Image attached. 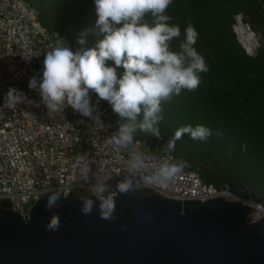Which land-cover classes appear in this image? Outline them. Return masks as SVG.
Here are the masks:
<instances>
[{
  "label": "built area",
  "instance_id": "obj_1",
  "mask_svg": "<svg viewBox=\"0 0 264 264\" xmlns=\"http://www.w3.org/2000/svg\"><path fill=\"white\" fill-rule=\"evenodd\" d=\"M38 16L30 2L0 0V207L6 200L8 209L26 219L45 192L80 198L83 192L94 195V185L105 183L117 195L116 185L129 176L127 161L135 151L144 156L146 166L132 177L140 186L129 193L145 190L201 203L222 197L246 206L249 222L264 221V204L240 197L227 183L204 182L196 170L183 166L173 182L153 183L150 178L162 165L179 164L175 154L165 144L157 151L151 145L143 150L137 136L129 149L109 143L119 117L95 93L90 92L92 117L71 107L50 117L38 89H30L29 82L42 77L46 52L60 36L44 27ZM9 89L22 93L25 101L8 102ZM261 230L264 233V226Z\"/></svg>",
  "mask_w": 264,
  "mask_h": 264
},
{
  "label": "clouds",
  "instance_id": "obj_2",
  "mask_svg": "<svg viewBox=\"0 0 264 264\" xmlns=\"http://www.w3.org/2000/svg\"><path fill=\"white\" fill-rule=\"evenodd\" d=\"M172 0H95L96 26L103 39L95 47H81L75 52L57 39L46 52L42 77H33L29 88L39 91L41 101L51 117L71 107L84 117H92L90 92L98 100L107 101L118 115L117 130L109 143L117 149H129L137 131L160 137L158 125L163 121L162 103H170L182 90L195 91L201 84V73L209 67L197 52L198 33L188 25L179 51L170 49L171 42L181 37L179 25H170L166 11ZM150 14V18H149ZM87 30L80 33L77 43L86 44ZM237 37V36H236ZM248 53V52H247ZM112 61L114 66H108ZM123 68L118 74L117 69ZM26 97L9 89L7 101L23 103ZM185 134L193 140L205 141L212 133L203 125H184L177 130L169 147ZM129 176L117 183L116 191L124 194L140 186L132 179L145 168V158L133 151L127 161ZM183 167L164 164L150 178L165 185L174 181ZM94 197H80V212L87 216L97 207L100 219L115 221V199L108 184L94 185ZM61 195L53 192L45 211L59 206ZM50 232L60 228L58 213L44 225ZM126 226L122 228L125 230Z\"/></svg>",
  "mask_w": 264,
  "mask_h": 264
},
{
  "label": "water",
  "instance_id": "obj_3",
  "mask_svg": "<svg viewBox=\"0 0 264 264\" xmlns=\"http://www.w3.org/2000/svg\"><path fill=\"white\" fill-rule=\"evenodd\" d=\"M53 192L61 195L59 206L45 211ZM113 197L115 221L100 219L98 201L83 215L79 198L60 191L43 193L26 219L0 207V264H264V221L249 222L238 202ZM54 213L60 228L50 232L44 225Z\"/></svg>",
  "mask_w": 264,
  "mask_h": 264
},
{
  "label": "trees",
  "instance_id": "obj_4",
  "mask_svg": "<svg viewBox=\"0 0 264 264\" xmlns=\"http://www.w3.org/2000/svg\"><path fill=\"white\" fill-rule=\"evenodd\" d=\"M25 1L38 9L41 24L56 30L74 52L81 47H95L103 39L96 26L95 0ZM166 14L171 17L169 24L179 25L181 30V37L171 42L170 49L179 51L184 30L188 25L194 26L198 33L194 47L204 57L209 71L200 74L202 82L195 91L182 90L170 103H162L164 118L158 125L161 138L140 131L136 134L152 143L169 146V141L184 125L209 128L212 134L205 141L193 140L185 134L175 140L170 150L178 163L198 171L204 182L216 186L227 183L237 194L241 191L237 186L223 182L222 174L194 158L209 152L212 148L207 144L212 145L215 138L214 153L223 154L221 148L225 142L222 141H230L233 143L231 157L240 159L239 169L252 162V169L248 168L247 173L253 179L264 180V0H172ZM238 14L260 36L254 54L245 52L235 36L234 15ZM85 30L86 44L81 46L77 39ZM107 64L114 66L112 61ZM123 71V68L117 69L118 74Z\"/></svg>",
  "mask_w": 264,
  "mask_h": 264
},
{
  "label": "rangeland",
  "instance_id": "obj_5",
  "mask_svg": "<svg viewBox=\"0 0 264 264\" xmlns=\"http://www.w3.org/2000/svg\"><path fill=\"white\" fill-rule=\"evenodd\" d=\"M236 15H234V19L236 22ZM240 17V20L242 23H244L242 19V15L238 14ZM245 24V23H244ZM247 25V24H245ZM244 26V25H243ZM254 41H251V44L255 45L253 48V52L255 53L256 47L258 46L260 36L257 33H254ZM236 36V34H235ZM238 40V39H237ZM244 48V47H243ZM246 52V51H245ZM252 53V54H254ZM139 137L141 140V149L146 150L150 145L153 148V151H157L160 149V144H165L166 143H152L151 140L147 139L145 136L137 135L135 133V137ZM217 138L214 139L212 145L207 144L209 148H212L209 152H204V154H201L200 157H195L197 161H199L201 164H205L206 166L208 165L212 170H215L222 174V178H224L223 182H229V184H234L237 186L241 191L237 192V194L240 197L243 198H252L260 203L264 201V180L262 179H253L250 173H247V169H252V162H249L246 164L245 168L239 169L238 164L240 165V159L236 157L233 159L231 157V152H232V142L230 141H222L225 142L224 147H222V152L221 154L219 151H216L214 153V149L216 147L217 143ZM214 144V145H213ZM226 145V146H225ZM207 146H203L202 148H206ZM167 147L171 149L168 145ZM238 163V164H237ZM231 181V183H230ZM83 196L85 197L87 193L83 192ZM249 195V196H247ZM252 196V197H251ZM3 206H8V202L6 200H2ZM263 204V203H262Z\"/></svg>",
  "mask_w": 264,
  "mask_h": 264
},
{
  "label": "bare ground",
  "instance_id": "obj_6",
  "mask_svg": "<svg viewBox=\"0 0 264 264\" xmlns=\"http://www.w3.org/2000/svg\"><path fill=\"white\" fill-rule=\"evenodd\" d=\"M235 18L236 22L233 26V30L237 36L238 41L244 47L245 51L248 52V54L254 53L252 47H255V45L251 44V41H254V33L249 29L247 25L242 23L239 16H236Z\"/></svg>",
  "mask_w": 264,
  "mask_h": 264
},
{
  "label": "crops",
  "instance_id": "obj_7",
  "mask_svg": "<svg viewBox=\"0 0 264 264\" xmlns=\"http://www.w3.org/2000/svg\"><path fill=\"white\" fill-rule=\"evenodd\" d=\"M248 26V25H247ZM249 27V26H248Z\"/></svg>",
  "mask_w": 264,
  "mask_h": 264
}]
</instances>
